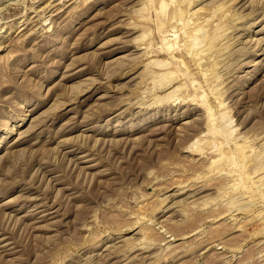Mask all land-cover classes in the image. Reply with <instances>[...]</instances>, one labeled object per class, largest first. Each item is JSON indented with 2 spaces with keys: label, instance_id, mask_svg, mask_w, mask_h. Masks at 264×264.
Here are the masks:
<instances>
[{
  "label": "rangeland",
  "instance_id": "374dc122",
  "mask_svg": "<svg viewBox=\"0 0 264 264\" xmlns=\"http://www.w3.org/2000/svg\"><path fill=\"white\" fill-rule=\"evenodd\" d=\"M159 1L0 0V264H264V0Z\"/></svg>",
  "mask_w": 264,
  "mask_h": 264
},
{
  "label": "bare ground",
  "instance_id": "6f19581e",
  "mask_svg": "<svg viewBox=\"0 0 264 264\" xmlns=\"http://www.w3.org/2000/svg\"><path fill=\"white\" fill-rule=\"evenodd\" d=\"M160 1H162V0H160ZM159 1V2H160ZM166 0H163L161 3H160V6H159V8H160V11H162L161 9H164L163 10V14L164 13H168L167 12V10H166V12H164L165 11V9H166V7H169V5H167V4H170L171 2H172V5H173V7H174V4H173V2H174V0H170V1H168L169 3H167V1L165 2ZM190 2H192L191 0H177V2L175 3V12H177L179 15H183V11L186 9H184L183 10V8L184 7H186V5H188ZM192 5V3L191 4H189L187 7L189 8V6H191ZM49 7V6H48ZM170 8V7H169ZM172 8V7H171ZM171 8H170V10H171ZM191 8V7H190ZM168 9V8H167ZM224 9V8H223ZM159 11V12H160ZM173 11V10H172ZM214 12V11H213ZM162 13V12H161ZM187 13H188V11H187ZM195 13V12H194ZM172 14H175V13H172ZM171 14V15H172ZM177 14V15H178ZM190 14V13H189ZM227 14V13H226ZM187 16V15H186ZM182 18L184 17V15L183 16H181ZM181 17H179L180 18V22H181V20H182V18ZM189 17V16H188ZM212 17H213V15H212ZM174 17L172 16V21L174 20L175 21V19H176V16H175V19H173ZM187 18V17H186ZM186 18H185V20H186ZM188 19H190V18H188ZM207 20H209L208 18H206ZM206 19H205V21H206ZM184 20V22H185V24H186V22L187 21H185ZM191 20V19H190ZM201 20H198V22H200ZM171 22V21H170ZM180 22H179V24H180ZM184 22H183V24H184ZM189 22V21H188ZM207 23H208V21H206ZM178 22H176V24H177ZM190 23V22H189ZM201 23V22H200ZM206 23V24H207ZM182 24V23H181ZM202 24H204V23H202ZM202 24H198V23H194L193 25H194V27L193 28H195V27H200V25H201V27L202 28H204L203 26H202ZM161 25H162V23H161ZM175 25V24H174ZM178 25V24H177ZM192 25V26H193ZM189 26V25H188ZM188 26H187V28H188ZM192 26H189V27H192ZM177 27V26H176ZM198 27V31L200 30V28ZM182 28H183V26H182ZM186 28V26H184V29ZM184 29H182V32L184 33ZM187 31V30H186ZM204 31V30H203ZM189 33V32H188ZM197 33V32H196ZM199 33V32H198ZM184 34H186V33H184ZM165 35V34H164ZM195 35H197V37H198V34H195ZM184 36H187V35H184ZM190 36V35H189ZM204 36V35H203ZM212 37V36H211ZM189 38V37H188ZM194 38V37H193ZM203 39H204V37H202ZM190 40H192V39H190ZM190 40H189V42H190ZM202 40V39H201ZM214 40V39H213ZM197 41H199V40H197ZM211 41V40H210ZM192 42V41H191ZM214 42V41H213ZM200 43V42H199ZM175 45V44H174ZM194 45V44H193ZM192 45V46H193ZM200 45H201V43H200ZM195 46V45H194ZM166 48L168 47V46H165ZM220 47V46H219ZM192 48H194V47H192ZM168 49H174V47H173V44L172 45H170L169 47H168ZM203 49V48H202ZM191 51V50H190ZM201 53V52H200ZM207 54V53H206ZM197 58V57H196ZM198 58H200V57H198ZM205 61V60H204ZM200 64V63H199ZM184 65V64H183ZM203 69V68H202ZM215 73V72H214ZM205 76V75H204ZM212 76V75H211ZM215 79V78H214ZM225 145V144H224ZM214 146V145H213ZM227 146H228V144H227ZM216 150V149H215ZM245 151V150H244ZM244 151H242V152H244ZM253 151V150H252ZM255 158V157H254ZM219 161H220V159H219ZM233 162V161H232ZM226 164H227V162H226ZM219 168V167H218ZM235 168V167H234ZM252 179V178H251ZM259 179V178H258ZM261 180V178L259 179V181ZM255 181V180H254ZM253 182V181H252ZM256 182V181H255ZM258 183V182H257ZM259 185V184H258ZM262 185V184H261ZM260 187V186H259ZM234 188V187H233ZM244 188V187H243ZM262 194V193H261ZM263 197V196H262Z\"/></svg>",
  "mask_w": 264,
  "mask_h": 264
}]
</instances>
